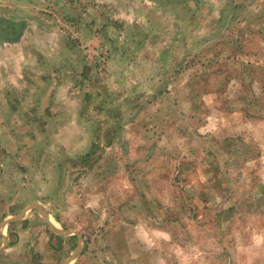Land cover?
Returning a JSON list of instances; mask_svg holds the SVG:
<instances>
[{
    "label": "rangeland",
    "instance_id": "374dc122",
    "mask_svg": "<svg viewBox=\"0 0 264 264\" xmlns=\"http://www.w3.org/2000/svg\"><path fill=\"white\" fill-rule=\"evenodd\" d=\"M0 18L24 24L15 56L0 38V217L38 204L69 232L30 211L12 245L264 264V0H0Z\"/></svg>",
    "mask_w": 264,
    "mask_h": 264
},
{
    "label": "crops",
    "instance_id": "0c3cea01",
    "mask_svg": "<svg viewBox=\"0 0 264 264\" xmlns=\"http://www.w3.org/2000/svg\"><path fill=\"white\" fill-rule=\"evenodd\" d=\"M0 38L2 40V43L7 47L6 49L4 48L2 51L4 52H9L15 56L17 54L15 46L17 45V42H12L13 44H8L7 40L10 38H17V36H20L21 29L19 25L22 24L21 20L16 21V20H10L6 18H0ZM12 28V30L8 28ZM13 40V39H10ZM8 45L10 46L8 48ZM2 48V47H1ZM10 49V50H9ZM4 60V59H3ZM3 60L0 59V63L3 62ZM6 62V61H5ZM1 68V66H0ZM8 101V100H7ZM20 108V109H19ZM13 109H18L17 112H21L23 108L18 104V106L14 105H9L8 106V112L10 111L9 115H13L16 113L13 112ZM38 109V108H36ZM27 111V110H25ZM33 111V109H32ZM19 211V210H18ZM13 212L9 215H6L4 217H0V264H40V256H39V249L40 246L43 249L50 248L51 250L56 253V250L54 247H51L50 239H44L43 240V234L50 232L54 234L55 236H65L69 232L65 230L63 227H61L58 222L55 219H52L50 214L48 213L47 215L43 213L40 209V206L38 204H31L28 207H26L24 210H20L19 212ZM30 211L32 212H37L41 213L43 219L42 221L44 222V226H42V231L44 233L42 234L41 231L36 233L35 237H32L30 240V245L26 244L23 242L24 238L20 239V242L14 246L12 244H15V242H12V237L9 235V227L14 224H18L23 222L27 217L30 215ZM73 234H78V236L81 234L79 232H72ZM26 239V238H25ZM54 243V242H53ZM29 246V248H28ZM86 244L85 242L81 239L79 242H77V246L74 249V251L71 252L69 258L66 260L65 264H71L72 261L76 260L78 257L81 256L83 253V250L85 248ZM81 247V250L79 248ZM58 258H54L51 263L56 264Z\"/></svg>",
    "mask_w": 264,
    "mask_h": 264
},
{
    "label": "trees",
    "instance_id": "16d2710c",
    "mask_svg": "<svg viewBox=\"0 0 264 264\" xmlns=\"http://www.w3.org/2000/svg\"><path fill=\"white\" fill-rule=\"evenodd\" d=\"M24 24H20L19 26H21V29H22V26H23ZM8 28V27H7Z\"/></svg>",
    "mask_w": 264,
    "mask_h": 264
},
{
    "label": "water",
    "instance_id": "95a60500",
    "mask_svg": "<svg viewBox=\"0 0 264 264\" xmlns=\"http://www.w3.org/2000/svg\"><path fill=\"white\" fill-rule=\"evenodd\" d=\"M81 250V247L79 248V250L77 252H79Z\"/></svg>",
    "mask_w": 264,
    "mask_h": 264
}]
</instances>
